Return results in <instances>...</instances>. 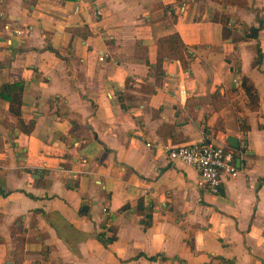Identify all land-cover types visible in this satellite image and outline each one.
Wrapping results in <instances>:
<instances>
[{"label":"crops","instance_id":"0c3cea01","mask_svg":"<svg viewBox=\"0 0 264 264\" xmlns=\"http://www.w3.org/2000/svg\"><path fill=\"white\" fill-rule=\"evenodd\" d=\"M0 264H264V0H2Z\"/></svg>","mask_w":264,"mask_h":264},{"label":"built area","instance_id":"2783aa9c","mask_svg":"<svg viewBox=\"0 0 264 264\" xmlns=\"http://www.w3.org/2000/svg\"><path fill=\"white\" fill-rule=\"evenodd\" d=\"M105 56L99 55L98 60ZM232 152L223 143L214 142L211 137H207L205 141L167 147L166 157L170 162L193 166L198 172V185L209 193L216 194L219 192L221 177H231L236 173Z\"/></svg>","mask_w":264,"mask_h":264},{"label":"trees","instance_id":"16d2710c","mask_svg":"<svg viewBox=\"0 0 264 264\" xmlns=\"http://www.w3.org/2000/svg\"><path fill=\"white\" fill-rule=\"evenodd\" d=\"M222 3L224 4H235L237 6H241L244 3V0H221ZM211 20L219 22L221 24V35L223 37H227L228 36V20L227 18L224 16V14H213L211 16ZM175 39V38H174ZM179 61L182 65L183 68L186 67V62L179 56ZM241 86L243 88V91L245 93V95L247 96L248 100L253 103L254 101H256V94L255 91L253 90L252 86L250 85L249 81L242 77L241 78ZM9 103H10V109L12 111V113L16 116L17 120H18V108H19V96L16 97H10L9 98ZM22 130L24 132H29L32 128V122L27 123L26 125H21ZM140 203V200H139ZM98 238H100L102 240L103 243H108L110 241V239H105L103 238L101 235H97Z\"/></svg>","mask_w":264,"mask_h":264},{"label":"water","instance_id":"95a60500","mask_svg":"<svg viewBox=\"0 0 264 264\" xmlns=\"http://www.w3.org/2000/svg\"><path fill=\"white\" fill-rule=\"evenodd\" d=\"M225 140L228 142L229 146H231V147H233V148L237 147V141H236V139H235L234 137H232V136H227V137L225 138Z\"/></svg>","mask_w":264,"mask_h":264}]
</instances>
